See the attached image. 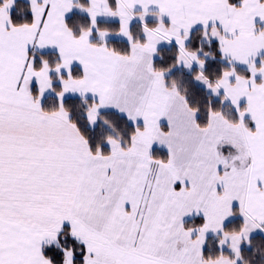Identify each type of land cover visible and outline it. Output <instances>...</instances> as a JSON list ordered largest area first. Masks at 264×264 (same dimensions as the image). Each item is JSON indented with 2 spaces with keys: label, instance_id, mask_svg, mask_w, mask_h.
Returning a JSON list of instances; mask_svg holds the SVG:
<instances>
[{
  "label": "snow or ice",
  "instance_id": "snow-or-ice-1",
  "mask_svg": "<svg viewBox=\"0 0 264 264\" xmlns=\"http://www.w3.org/2000/svg\"><path fill=\"white\" fill-rule=\"evenodd\" d=\"M0 264H264V0H0Z\"/></svg>",
  "mask_w": 264,
  "mask_h": 264
}]
</instances>
